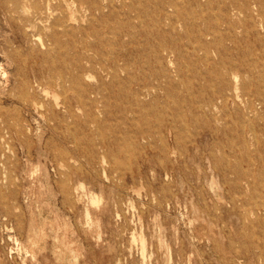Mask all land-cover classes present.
<instances>
[{"label": "rangeland", "instance_id": "1", "mask_svg": "<svg viewBox=\"0 0 264 264\" xmlns=\"http://www.w3.org/2000/svg\"><path fill=\"white\" fill-rule=\"evenodd\" d=\"M16 1L0 0V264H264V5L182 0L170 28L121 0L114 18ZM113 31L116 77L87 63ZM57 72L85 95L45 88Z\"/></svg>", "mask_w": 264, "mask_h": 264}, {"label": "bare ground", "instance_id": "2", "mask_svg": "<svg viewBox=\"0 0 264 264\" xmlns=\"http://www.w3.org/2000/svg\"><path fill=\"white\" fill-rule=\"evenodd\" d=\"M41 1L42 0H27L25 2L21 1H16V5L14 10H18L21 8L26 7V3L30 2L33 5L34 8V13L35 16H41L43 14L42 12V7H41ZM48 2L47 5L50 4L51 1L53 0H46ZM57 2L56 7L59 9H63L64 7L69 9L71 7L69 1L70 0H55ZM124 4H128V8L130 11V14L132 16V19L138 20L141 24L142 27H145V23H148V20L151 22H154L156 24H160L162 20H169L170 28H174V23L172 21L171 15L168 13L170 10L174 14V18L176 20H181L182 21V0H121ZM73 5H77L78 7H83L85 8L92 14V15H101L102 17L105 16H110L111 18H114L116 15V9L114 5L113 0H73L72 1ZM259 3L264 5L263 0H259ZM152 7L154 8V12L150 11L148 8ZM106 10H108L109 14L106 15ZM241 12V11H240ZM134 14V15H133ZM260 15L264 16V9L263 11L260 9ZM252 17V13L249 15ZM250 17V18H251ZM70 18H73V15H71ZM106 18V17H105ZM127 18L131 19L128 15ZM59 21V20H58ZM60 22V21H59ZM56 24V23H55ZM156 31L158 32H163L164 35L166 34L167 31L164 29L156 28ZM145 32V31H144ZM113 35V39H106L102 37L100 34H97V39L100 45L105 47V45H115L118 43L119 40V34L117 31L111 32ZM163 35V37H164ZM129 36V34H127ZM131 36V35H130ZM160 37V35L158 36ZM182 37V35H181ZM132 38V36H131ZM168 44H171V41L166 40L164 37V40L159 43L157 47H154L158 50L159 52L166 53V55H169L172 53V51H169L166 47ZM90 50L95 52V55L91 56L88 58L87 63L90 68H98L101 71H106V72H111L113 73V76L116 77L117 73L119 71V58H118V53L115 48L112 46V51L111 53H107L106 50L104 49H99V48H93L91 47ZM170 56V55H169ZM199 58V57H198ZM54 63V61H52ZM84 64L79 65V69L81 72H83L86 68ZM56 71V70H55ZM223 75V74H222ZM81 79L80 76H67L65 74H62L60 72L54 73L51 78L46 82L45 88L47 89H55L56 92L58 90H61V92L67 93L69 89L72 88V86L77 85L80 90L78 91V98H81L82 96L85 95L86 89L85 86L81 85ZM99 94L100 92H97ZM55 103L56 105L59 104L58 97L55 96ZM62 104L67 108L71 109V101L70 99L65 96L64 100L62 101ZM172 105V104H171ZM176 122V121H174ZM170 131L174 133L175 138H179V132L176 129V127L173 125L170 126ZM103 145L106 144V141L102 142ZM93 201L95 203L99 202V198L94 197ZM171 261V260H170Z\"/></svg>", "mask_w": 264, "mask_h": 264}]
</instances>
